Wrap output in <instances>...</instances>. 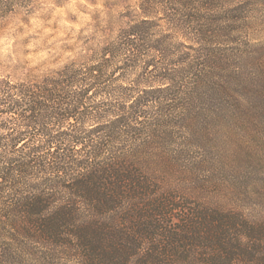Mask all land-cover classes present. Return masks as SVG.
Instances as JSON below:
<instances>
[{
    "label": "trees",
    "instance_id": "trees-1",
    "mask_svg": "<svg viewBox=\"0 0 264 264\" xmlns=\"http://www.w3.org/2000/svg\"><path fill=\"white\" fill-rule=\"evenodd\" d=\"M245 1L140 0L91 62L0 86V264H264V220L155 172L168 129L213 98L204 82ZM18 2L0 0V21ZM120 61L143 89H111Z\"/></svg>",
    "mask_w": 264,
    "mask_h": 264
},
{
    "label": "rangeland",
    "instance_id": "rangeland-1",
    "mask_svg": "<svg viewBox=\"0 0 264 264\" xmlns=\"http://www.w3.org/2000/svg\"><path fill=\"white\" fill-rule=\"evenodd\" d=\"M139 2L19 0L15 11L0 21V86L38 82L69 63L91 62L141 19ZM244 6L240 32L233 42L217 47L223 61L214 62L204 82L213 98L197 105L199 119L168 129L158 153L169 166L160 164L155 172L173 187L198 190L212 203L263 221L264 0H246ZM117 65L121 68L111 89L137 81L141 85L136 91L144 88L142 67L123 69L121 61ZM222 83L230 84L224 95L210 88ZM106 97L97 94L90 101Z\"/></svg>",
    "mask_w": 264,
    "mask_h": 264
}]
</instances>
